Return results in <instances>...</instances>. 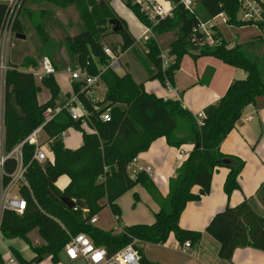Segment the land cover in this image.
<instances>
[{
	"label": "trees",
	"instance_id": "obj_1",
	"mask_svg": "<svg viewBox=\"0 0 264 264\" xmlns=\"http://www.w3.org/2000/svg\"><path fill=\"white\" fill-rule=\"evenodd\" d=\"M35 1L47 2L61 9L73 6L77 10L82 23L81 30L63 38L70 69L79 67L91 75L96 74L100 66L108 61V56L103 52V47L107 46L104 45L103 37L110 29L120 39L115 46L108 47L114 53L117 49L120 53L128 51L145 71L146 78L156 79L161 85L164 76L172 82L185 54L194 60L201 56L217 58L242 69L245 78L232 80L219 100L202 110L204 117L201 125L197 124L193 113L183 107L180 99L147 93L143 83L136 81L129 71L119 74L107 68L101 74L105 87L101 101H93L87 91L82 90L81 81H71L72 92L86 110L90 131H81V144L78 147H65L61 140L62 132L69 127L80 129L82 121H74L62 111L43 126L53 160H32L34 146L27 143L22 145L27 186H21L19 193L26 207L20 214L4 210L0 233L3 239L16 238L24 242L33 256L25 259L11 248L15 260L19 264L39 263L45 258L57 262L69 236L77 233H84L93 245L104 247L108 254H113L135 239L132 245L140 255L141 264L156 263L145 258L138 244L161 245L167 241L169 234H173L179 244L187 240L193 249L198 248L201 233L181 228L179 216L187 202L198 201L209 193L212 175L219 167L228 169L223 182L226 196L240 188L238 177L244 161L222 153L220 144L234 128L247 105H252L256 110L264 108V40L256 36L229 47L216 26H213L215 43L208 45L202 42V35L195 30L197 24L219 13L226 15L227 24L244 25L237 20L236 0H194L193 15L179 0H167L173 6L172 10L157 23L146 17L135 0H121L143 26L151 28L153 36L143 41H137L130 34L124 20L106 1ZM22 7L20 4L11 25L13 37L23 30L19 19ZM7 9L8 4L0 2V29ZM110 21L118 22L120 29L114 32ZM35 30L42 47L41 55L48 57L58 71L53 60L56 48L49 34L38 24ZM161 45H165L164 48ZM161 49L167 50L172 58L163 71L158 58ZM31 64L34 63L30 60L21 63L8 61L5 82L0 88L6 151L42 123V113L46 108L62 104L69 97V93L60 97L59 87L52 74L44 76L40 85H37L26 70ZM205 75L209 78L211 72ZM41 86L48 90L49 99L39 104L36 97ZM94 106L101 107L95 110ZM106 110L109 119L101 120L99 115ZM261 136L262 130L258 139ZM158 137H163L170 147L191 145L186 158L169 177L165 196L160 194L148 174L138 172L130 177L126 170L128 163ZM15 166V161L8 159L4 164L5 172L10 174ZM60 176L68 179L63 188L55 185ZM136 185H141L158 206L151 224L123 226L116 231L101 230L89 222L103 206H107L119 228L120 210L115 201ZM194 186L198 187L197 192L192 191ZM62 197L70 199L74 206L68 208L62 202ZM133 199L134 203L138 201L136 194ZM33 231L37 232L41 240L39 245H33L29 238ZM205 231L218 241V256L221 259L229 260L238 247L264 251V217L252 210L247 199L214 214ZM0 264H4L1 253Z\"/></svg>",
	"mask_w": 264,
	"mask_h": 264
},
{
	"label": "crops",
	"instance_id": "obj_2",
	"mask_svg": "<svg viewBox=\"0 0 264 264\" xmlns=\"http://www.w3.org/2000/svg\"><path fill=\"white\" fill-rule=\"evenodd\" d=\"M153 1L162 4L164 7L170 6L167 0ZM109 4L114 12L124 20L130 34L137 41H140L144 36L145 26L136 19L121 0H109ZM217 18L214 19L216 29L229 47L235 43H242L259 36L258 29L250 25L232 26L234 30L231 34L225 30V26H221L222 24H228L222 22L221 18V24L217 23ZM125 54H128V51L122 52L120 58L121 67L124 68V72L130 70V66L125 61L126 58L125 60L123 58ZM208 71L211 72L209 78L205 75ZM130 73L136 81L143 83L144 88L145 84L150 81L146 80V73L141 67L138 74L134 73V75L132 72ZM243 78H245V72L242 69L230 66L212 56H201L195 60L187 58L183 62L180 61L179 68L174 73L172 85L175 91L166 90L160 84L164 95H159V97L178 98L181 100L183 107L195 114L202 111L206 106L216 103L224 94L232 80ZM36 84L40 85V82H36ZM101 85L105 90L103 83ZM41 90L42 86L40 88ZM66 93H69L70 96L72 88L70 87V91ZM38 94L36 97L37 102L39 104L43 103L39 100ZM48 99L49 92H47L44 100L47 101ZM261 130L262 136L258 139ZM41 134L45 136L44 133ZM43 142H48V138L46 137ZM190 149V144H184L178 148L170 147L163 137H158L150 143L145 151L135 157V162L142 166L148 165L151 167L152 173L149 177L160 194L165 196L168 191L169 177L174 174L175 169L186 158ZM47 150L48 154H46L50 157L52 153L49 149ZM220 151L224 154L236 156L244 161V166L238 177L240 188L232 191L229 196H226L223 191V182L228 169L219 167L212 175L209 193L201 196L198 201L187 202L179 216L178 224L181 228L199 231L201 233L198 248L194 249L191 254L184 253L181 251L180 244L176 241L173 234H169L167 241L161 245L140 243L142 246L139 247L142 248L143 254L148 261L156 264H264V251L250 247H238L234 250L229 260L221 259L218 256V241L205 231V227L214 214L222 211L226 206H235L243 199H247L250 207L256 214L264 217V108L256 110L252 105H247L234 128L221 142ZM67 181L68 179L66 177L65 183L61 187H58L56 183L55 185L58 188H63ZM197 190L198 187L196 186L192 188L193 192H197ZM132 191L137 193L139 197V202L133 208L129 206L131 198L127 196ZM101 202L103 203L104 200ZM115 203L121 211L119 228H117L115 217L107 206H103L95 215L96 222L93 224L94 226L102 218V215H104V219L102 218L104 220L103 223L111 220L114 226H116L115 228L101 227L103 230L115 229L119 231L123 226L132 224H151L154 221V213L158 210L157 204L141 185H136L125 192L116 199ZM122 219H124V224H122ZM24 245L29 250V255H24L19 249L16 250L23 258L30 259L33 254L25 243ZM147 247H149V250ZM7 253L12 255L10 250H7ZM66 259L69 261L76 260L68 259L67 257Z\"/></svg>",
	"mask_w": 264,
	"mask_h": 264
},
{
	"label": "built area",
	"instance_id": "obj_3",
	"mask_svg": "<svg viewBox=\"0 0 264 264\" xmlns=\"http://www.w3.org/2000/svg\"><path fill=\"white\" fill-rule=\"evenodd\" d=\"M19 1L17 7L14 8L8 4L7 13L4 17L2 27L0 29V88L2 89L5 82V75L8 69L7 53L11 49V25L16 16L19 5L22 0ZM141 7V10L145 12L146 17L153 23H157L158 20L168 16L172 10V5L164 7L162 4L153 0H135ZM179 3L193 15L194 0H179ZM238 4L237 20L244 25L254 26L259 31V37L264 40V0H236ZM221 18V21L227 23V17L224 13H219L216 16L208 19L207 21L199 22L195 28L202 35V42H206L208 45L215 43L213 37L212 27L215 25V18ZM153 36L150 27H145L144 36L140 41ZM103 52L108 56V61L105 65L100 66L98 72L94 75L89 74L86 69L75 67L69 70L70 81H81L82 90H89L92 87H99L102 84L101 74L107 69L111 68L116 70L121 67V53L117 49L114 53L108 46L103 47ZM160 59V66L162 71L165 70L171 57L168 55L167 50L161 49L158 54ZM27 71L31 73L35 82H41L42 78L47 75H54L56 68L54 63L46 56L40 58L36 66L27 68ZM166 90L175 91L172 82L164 76V82L162 85ZM176 96L177 93L175 92ZM178 99V98H177ZM97 110L98 107L94 106ZM66 112L70 119L74 121L81 120L87 123L88 116L82 103L78 100L77 95L73 92L62 103L57 104L54 107L46 108L42 113L43 121L40 125L34 128L24 139L16 144L9 151L5 150V126L2 104H0V222L2 213L4 210L13 211L15 213H22L26 207L25 200L21 197L19 189L21 186H27V181L24 177L26 166L22 163V145L27 143L34 146V152L32 154V160L42 162L47 159L45 150L48 148V142H39L40 134L43 133V126L54 118L60 112ZM198 125L202 124L204 117L203 111H199L193 114ZM101 120H108V110L102 112L99 115ZM15 161V169L7 174L5 172L4 164L8 160ZM126 170L130 177H133L138 172H144L150 176L152 169L150 166H142L135 162L133 158L127 165ZM5 178H8L5 181ZM91 224L96 222L95 215L89 220ZM1 234V233H0ZM136 242L133 239L134 243ZM132 243L125 245L113 254H108L107 250L102 246H95L90 239L84 233H77L69 236L68 242L63 247V252L68 259H82L86 264H141L140 255ZM180 249L184 253H193L194 249L190 246L189 241H184L180 244ZM15 258H9L8 263H12Z\"/></svg>",
	"mask_w": 264,
	"mask_h": 264
},
{
	"label": "rangeland",
	"instance_id": "obj_4",
	"mask_svg": "<svg viewBox=\"0 0 264 264\" xmlns=\"http://www.w3.org/2000/svg\"><path fill=\"white\" fill-rule=\"evenodd\" d=\"M101 1L102 2L106 1L109 7L112 9V7L109 4V0H96V2H101ZM0 2H6L7 4L13 6L14 8H16L17 4L19 3V1H15V0H0ZM21 4L24 7V8L22 7L24 13L20 12L19 19H21L20 21L23 26V30L21 34L24 35V38L19 39L13 37V35L11 36L12 47L7 53V60L15 63H21L23 61L30 60L34 63L31 64L30 67H33V65L37 64V62L40 60L41 57H43V55H41L42 47L38 40L35 26L37 24L42 26L44 30L49 34V37L51 38L53 45L56 48V56L54 57L53 60L57 64L59 71L55 73L54 79L59 87L60 97H61L66 92H69L71 87V83L69 81V70H68V68H71V65L68 60L66 49L63 46V38L66 35H73L81 30L82 23L78 16V12L73 6H69L65 9H61L50 3L38 2L35 0L34 1L22 0ZM216 22L220 23V18H217ZM228 25L222 24L221 26H225V30L229 31L232 34L234 30L232 29V26H236V25H231V26ZM110 31L111 30L108 29V31L103 37L105 41L104 45L115 46L120 38L117 34L112 33ZM163 46L165 45H161V48H164ZM123 58L124 60L126 58L125 61H127L126 63L128 64V66H130L129 72H132L133 74L134 73L138 74L141 66L138 63H135L136 61L134 60V58L129 53L125 54ZM187 58H192V57L189 54H185L184 56H182L181 62L187 60ZM115 71L119 74H122L124 72V68L119 67ZM101 86L96 88L95 87L90 88V90L87 91V95L94 100H100V101L103 100L105 95V90ZM144 90L147 93L153 92V94H155L156 96L164 95L162 86L160 85V82L156 79H151L150 81H148V83L145 84ZM47 92H48L47 89L44 87H42V90L38 92L39 93L38 97L40 101L42 102L45 101L44 98L47 96ZM80 129L69 127L62 132L61 140L65 147L74 149L80 145L81 131L89 132V127L87 123L82 122L80 125ZM40 135L41 137L39 138V142L46 143L43 142L46 139V137L43 134ZM47 151L48 150H45L46 153ZM47 158L53 160V155L51 154L50 157L47 155ZM65 181H66V176H61L57 180L56 185L58 187H61L62 184L65 183ZM134 193L135 192L132 191L129 193V195H127L129 196V198H131V203L129 204L131 208H133V206H135L137 202H139L138 194L135 193L136 196L138 197V201L134 203V199H133ZM102 218L104 219V215H102ZM102 218L95 225L99 229H101V227L102 228L116 227L114 226L113 221L111 222V220H108L105 223H103L104 220H102ZM122 224H124V219H122ZM29 238L32 240L33 245H39L41 243V240L37 236L36 231L31 232ZM11 248L19 249L24 255L30 254L29 250L25 248L24 242L16 238L3 239L0 234V253L2 254L4 264H19L16 260L13 261V263H8L9 258H14V256H12L11 254L9 255L7 253V250H10ZM147 248L149 250V247ZM34 264H86V263L81 259H76L75 261H69L66 259L65 254L62 251L59 253V259L57 262H52L50 258H45L39 263H34Z\"/></svg>",
	"mask_w": 264,
	"mask_h": 264
},
{
	"label": "water",
	"instance_id": "obj_5",
	"mask_svg": "<svg viewBox=\"0 0 264 264\" xmlns=\"http://www.w3.org/2000/svg\"><path fill=\"white\" fill-rule=\"evenodd\" d=\"M109 23H110L111 25H113V26H112V30H113L114 32H116L117 30L120 29L118 22H116V21H110ZM15 38L23 39V38H24V35H22V34H17V35L15 36ZM61 200H62V202H63L68 208H72V207L74 206V203H73L70 199H68L67 197H62ZM138 246L141 247L142 244H139Z\"/></svg>",
	"mask_w": 264,
	"mask_h": 264
}]
</instances>
